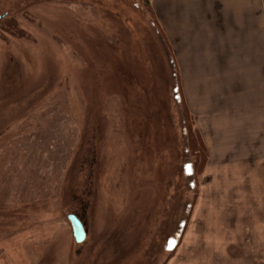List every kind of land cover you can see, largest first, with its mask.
Returning <instances> with one entry per match:
<instances>
[{
	"label": "rangeland",
	"instance_id": "obj_1",
	"mask_svg": "<svg viewBox=\"0 0 264 264\" xmlns=\"http://www.w3.org/2000/svg\"><path fill=\"white\" fill-rule=\"evenodd\" d=\"M171 58L138 1L0 0V264H191L226 174Z\"/></svg>",
	"mask_w": 264,
	"mask_h": 264
},
{
	"label": "crops",
	"instance_id": "obj_2",
	"mask_svg": "<svg viewBox=\"0 0 264 264\" xmlns=\"http://www.w3.org/2000/svg\"><path fill=\"white\" fill-rule=\"evenodd\" d=\"M144 8L205 141L206 172L226 174L205 182L214 195L193 209L184 238L191 264H264V0H148Z\"/></svg>",
	"mask_w": 264,
	"mask_h": 264
},
{
	"label": "water",
	"instance_id": "obj_3",
	"mask_svg": "<svg viewBox=\"0 0 264 264\" xmlns=\"http://www.w3.org/2000/svg\"><path fill=\"white\" fill-rule=\"evenodd\" d=\"M67 220L70 224L74 240L77 243L83 242L86 238V233L81 221L75 215H68Z\"/></svg>",
	"mask_w": 264,
	"mask_h": 264
},
{
	"label": "trees",
	"instance_id": "obj_4",
	"mask_svg": "<svg viewBox=\"0 0 264 264\" xmlns=\"http://www.w3.org/2000/svg\"><path fill=\"white\" fill-rule=\"evenodd\" d=\"M135 1H138L143 7H146L147 4H148V0H135ZM177 94H178V92H177ZM178 97L180 99V95L179 94H178ZM191 140H193V138H191Z\"/></svg>",
	"mask_w": 264,
	"mask_h": 264
},
{
	"label": "flooded vegetation",
	"instance_id": "obj_5",
	"mask_svg": "<svg viewBox=\"0 0 264 264\" xmlns=\"http://www.w3.org/2000/svg\"><path fill=\"white\" fill-rule=\"evenodd\" d=\"M86 233V232H85Z\"/></svg>",
	"mask_w": 264,
	"mask_h": 264
}]
</instances>
